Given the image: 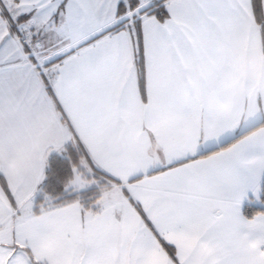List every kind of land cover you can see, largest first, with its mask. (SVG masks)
Returning a JSON list of instances; mask_svg holds the SVG:
<instances>
[{"label":"snow or ice","instance_id":"obj_1","mask_svg":"<svg viewBox=\"0 0 264 264\" xmlns=\"http://www.w3.org/2000/svg\"><path fill=\"white\" fill-rule=\"evenodd\" d=\"M0 264H264V0H0Z\"/></svg>","mask_w":264,"mask_h":264}]
</instances>
